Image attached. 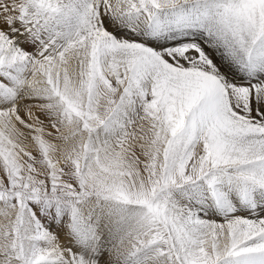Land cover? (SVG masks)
Masks as SVG:
<instances>
[{"label": "snow or ice", "instance_id": "1", "mask_svg": "<svg viewBox=\"0 0 264 264\" xmlns=\"http://www.w3.org/2000/svg\"><path fill=\"white\" fill-rule=\"evenodd\" d=\"M0 264H264V0H0Z\"/></svg>", "mask_w": 264, "mask_h": 264}, {"label": "bare ground", "instance_id": "2", "mask_svg": "<svg viewBox=\"0 0 264 264\" xmlns=\"http://www.w3.org/2000/svg\"><path fill=\"white\" fill-rule=\"evenodd\" d=\"M238 71H241L240 69H237ZM245 73H243L242 71H241V75H244Z\"/></svg>", "mask_w": 264, "mask_h": 264}]
</instances>
